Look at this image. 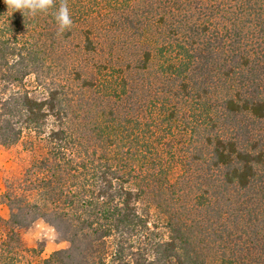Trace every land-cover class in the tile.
<instances>
[{"label": "trees", "instance_id": "16d2710c", "mask_svg": "<svg viewBox=\"0 0 264 264\" xmlns=\"http://www.w3.org/2000/svg\"><path fill=\"white\" fill-rule=\"evenodd\" d=\"M60 2L0 0V147L47 148L0 264H264V0H67L62 33ZM37 218L66 246L36 263Z\"/></svg>", "mask_w": 264, "mask_h": 264}, {"label": "rangeland", "instance_id": "374dc122", "mask_svg": "<svg viewBox=\"0 0 264 264\" xmlns=\"http://www.w3.org/2000/svg\"><path fill=\"white\" fill-rule=\"evenodd\" d=\"M26 83L32 95H41L40 88H35L33 76H29ZM48 123V126L54 124L52 118H49ZM46 153L44 136L27 129L22 132L20 139L15 144L0 147V218L7 219L10 214L6 194L19 195L24 189L25 179L31 178L36 181L35 179L41 176L36 165ZM25 193L29 200L35 196L33 189L27 190ZM138 205L140 209L149 206L147 215L149 225L157 224L162 229V219L156 207L147 200L140 201ZM22 239L27 247L37 250L38 253L32 256L36 263L50 252L66 246L65 242L57 236L54 228L41 218L35 219L22 230Z\"/></svg>", "mask_w": 264, "mask_h": 264}, {"label": "clouds", "instance_id": "9594fccd", "mask_svg": "<svg viewBox=\"0 0 264 264\" xmlns=\"http://www.w3.org/2000/svg\"><path fill=\"white\" fill-rule=\"evenodd\" d=\"M54 0H5L7 10L12 13L19 11L22 15L35 16L38 12H47L53 6ZM54 19L59 32L69 29L73 23L67 0H61L54 13Z\"/></svg>", "mask_w": 264, "mask_h": 264}]
</instances>
